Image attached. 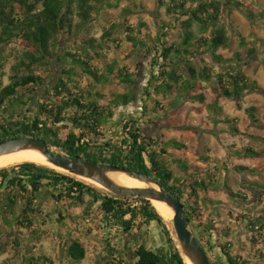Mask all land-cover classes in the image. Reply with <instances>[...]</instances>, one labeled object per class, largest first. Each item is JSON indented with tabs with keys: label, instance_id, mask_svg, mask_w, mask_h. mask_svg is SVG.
Wrapping results in <instances>:
<instances>
[{
	"label": "trees",
	"instance_id": "1",
	"mask_svg": "<svg viewBox=\"0 0 264 264\" xmlns=\"http://www.w3.org/2000/svg\"><path fill=\"white\" fill-rule=\"evenodd\" d=\"M121 1L0 0V143L33 136L70 156L147 174L180 200L184 217L211 264H264L261 218L232 206L230 216L254 248L255 256L249 258L236 252L230 238L224 237L223 242L215 243L221 225L206 217L205 208L200 204L206 205L208 201L204 195L210 190L227 189L235 199H247L228 185L229 163L222 161L220 165L222 181L211 170L217 169V165L192 166L193 174L188 173L190 167L185 159L163 156L167 154L165 147L184 151L186 145L169 139L159 148L155 147L157 139L143 133L138 125L139 117L129 116L117 121L120 134L100 139L102 127L113 118L116 109L135 99L131 88L135 73L116 59L108 61V52L121 47L123 41L135 49L138 57L148 59L151 67L144 89L148 100L144 99L142 114L146 112L148 101L153 100L157 108L163 109V103L155 97L171 95L176 100L198 104L192 105L195 112H207L213 120L227 124L225 130L229 133L249 137L240 131L235 117L225 115L221 99H237L262 90L257 80L246 73L245 61L259 58L264 66V39L247 41L225 16L238 11L264 30V9L256 10L252 0H159L167 18L156 16L154 28H149L142 19L129 24L137 11L122 7ZM176 25L181 29L177 39L171 38ZM228 32L237 38L239 47L246 48V59L241 58L240 52L231 57L220 52L229 46ZM205 55L213 64L204 60ZM53 62L59 71L54 78ZM39 67L45 72L38 74ZM109 84L122 85L127 91H111L107 96L101 87ZM35 86H44L45 93L39 108L31 113L28 107L31 97L25 99V91L32 92ZM255 112V106L246 109L253 123L259 121ZM173 113L174 110L168 111L163 116L168 119ZM69 114L73 115L76 128L62 132ZM144 117V124L158 125V121L145 114ZM231 155L255 158L264 155V149L259 151L246 145ZM201 159L220 161L210 155ZM172 166L180 169L182 176L176 175ZM232 168L250 174L258 172L256 167L247 165L238 164ZM250 186L264 189V185L257 183H250ZM78 208H82L80 213H76ZM98 213L104 226L113 227L124 236L145 223L156 222L160 226L166 244L155 250L139 244L135 247L133 264H185L173 227L149 200L116 198L82 179L35 162L0 168L1 218L6 225H16L29 232L32 238L46 233L42 226L52 227V223H57L63 231L68 220L84 224ZM38 218L41 219L40 227L35 225ZM226 231L230 232L228 228ZM227 233L225 236L229 237ZM62 235L65 234H59ZM13 242L22 264L51 261L48 254L34 256L33 250L25 249L19 237ZM65 242V257L70 264L84 259L87 249L78 238L70 236ZM5 252L0 245V256ZM0 264L11 263L5 259ZM102 264L130 263L114 256Z\"/></svg>",
	"mask_w": 264,
	"mask_h": 264
},
{
	"label": "rangeland",
	"instance_id": "2",
	"mask_svg": "<svg viewBox=\"0 0 264 264\" xmlns=\"http://www.w3.org/2000/svg\"><path fill=\"white\" fill-rule=\"evenodd\" d=\"M252 2L256 10L264 9V0H252ZM120 5L122 7H131L137 11L130 18L129 24H135L138 19H142L147 23V27L154 28L156 16L163 19L167 18L164 14V7L161 6L159 0H122ZM225 17L228 18L234 29L240 31L247 41L252 42L255 39H264V30L261 29L259 24L249 22L242 13L233 11L227 13ZM180 31V27L177 26L172 31L171 38H179ZM228 35L230 37L229 46L227 49H221L220 52L226 57H231L236 52H240L241 58L246 59V48L238 46V40L232 33L228 32ZM108 55V61L116 59L120 65H125L130 71L135 73L134 84L131 85L135 93V99L127 105L119 106L116 109L113 118L102 127L103 136L100 139L107 140L117 137L118 130L120 129L117 121L125 120L129 116L139 117L138 125L142 127L143 133L148 137L157 139L155 147L158 146L157 148H159L162 142L169 139H176L186 145L184 151L171 146L165 147L167 154H163V156L168 159H172L174 156L185 159L190 167L187 171L188 173L193 174L192 166L213 167L217 165V169L212 168L211 170L218 177V180L222 181L220 165L222 161L229 163L231 167L227 173L228 185L234 192H242L247 199L245 201L235 199L228 193L227 189L210 190L206 196L204 195L208 201L206 205L204 206L202 202L200 204L203 209L205 208V216L214 221H219L221 225V233L217 238L215 236V243L223 242L224 237L230 238L233 240L234 249L237 253L254 258V248L246 239L241 228L236 225L230 213L233 206L238 211L254 215L257 219L258 217L259 219L261 218V221L264 223V189L250 186V183L264 185V155L255 158H239L231 154L237 148L246 145L259 151L264 149V66L261 64L259 58L246 59L245 64L246 73L257 80L262 90L237 99H221L225 115L235 117L240 131L246 135H250L249 137H241L226 131L225 127L227 124L213 120L209 113L198 114L195 112L192 109V105L198 104L176 100L171 95H167L166 97L159 95L155 97L163 103V109L157 108L153 100L148 101L144 114L146 117L153 119V121H158V125L144 124L143 120L145 117L142 114V110L144 99H147V96L144 95V89L147 86L151 71V67L147 63L148 59L138 57L135 49L126 41L122 42L121 47L111 49ZM203 58L207 63L213 64L208 55L203 56ZM94 63L97 64V61H94ZM51 65L54 78L59 75V71L55 62ZM43 72H45V69L39 67L37 73L41 74ZM83 83H87V80ZM33 88L32 92L30 90L25 91V99L31 97L28 104L29 112L31 113L36 112L39 108L45 93L44 86H35ZM101 91L108 96L111 91L125 92L127 88L119 84H109L101 87ZM250 106H255L256 108L255 113L259 119L257 123H253L246 113V109ZM172 110H174V113L168 119L164 118L163 114ZM72 117L73 115L69 114V118L63 122V125H66V129L61 130L62 132L76 128ZM158 117L159 120H157ZM207 155L213 156L221 162L216 163L211 159L209 161L201 159L202 156ZM238 164L256 167L258 172L257 174H250L248 172L235 171L232 166ZM172 169L176 175L182 176L183 173L180 169L175 166H172ZM100 189L107 192L103 188ZM97 207L98 204L95 206V211ZM81 211L82 208H78L76 213H80ZM100 219L101 214L98 213L96 218L92 216L84 224L68 220L67 227L63 231H61L60 228L62 227H59L57 223H52V227L47 225L42 226L46 230V233L32 238L29 232L18 226L6 225L0 214V245L6 250L0 256V262L7 259L11 264H22L18 259L13 242L17 237L20 238L21 244L25 249L33 250L34 256L50 255L51 261L41 264H70L65 257V240L70 236L78 238L87 249L86 256L77 264H102L113 259L114 256L124 258L130 264H133L136 258L135 247L139 244L145 245L150 250H155L157 247L166 244L165 236L156 222L145 223L139 227H135L130 235L124 236L118 233V230L115 228L104 226ZM166 223L172 226L171 221ZM35 225L40 227L41 219H36ZM88 228L90 229L89 232ZM227 228L230 230L228 233L226 231ZM60 233H64L65 235L59 236ZM226 233L229 237L225 236ZM261 248L264 250V246H261Z\"/></svg>",
	"mask_w": 264,
	"mask_h": 264
},
{
	"label": "water",
	"instance_id": "3",
	"mask_svg": "<svg viewBox=\"0 0 264 264\" xmlns=\"http://www.w3.org/2000/svg\"><path fill=\"white\" fill-rule=\"evenodd\" d=\"M26 151L41 156L53 168L62 169L74 177L99 184L116 198L140 197L150 202L156 201L171 209L173 212L171 224L185 264H211L205 249L184 217V207L180 200L153 177L134 169L67 155L33 136L7 139L0 143V155ZM113 172L124 173L145 185L136 187L119 184L109 176Z\"/></svg>",
	"mask_w": 264,
	"mask_h": 264
},
{
	"label": "bare ground",
	"instance_id": "4",
	"mask_svg": "<svg viewBox=\"0 0 264 264\" xmlns=\"http://www.w3.org/2000/svg\"><path fill=\"white\" fill-rule=\"evenodd\" d=\"M26 161L35 162L38 164H42V165L52 167L51 165L46 163L42 159L41 156H39L35 153H32V152L26 151V152H15V153L0 155V168L12 165L14 163H21V162H26ZM54 169L64 172L62 169H59V168H54ZM109 176L113 180H115L117 183L122 184V185L136 186V187H142L145 185L143 182H140L137 179L130 177L124 173L113 172V173L109 174ZM82 180H84V179H82ZM84 181L101 188V186L99 184L91 182L90 180L85 179ZM151 204L156 208V210L159 212V214L163 217V219L166 222L171 221L172 216H173V212L171 209L163 206L162 204H160L156 201H151Z\"/></svg>",
	"mask_w": 264,
	"mask_h": 264
}]
</instances>
